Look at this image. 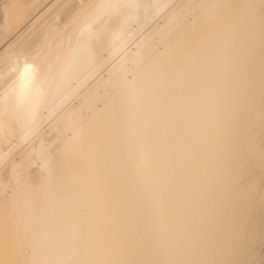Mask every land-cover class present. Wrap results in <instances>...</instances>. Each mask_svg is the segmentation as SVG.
Returning a JSON list of instances; mask_svg holds the SVG:
<instances>
[{
    "label": "bare ground",
    "instance_id": "1",
    "mask_svg": "<svg viewBox=\"0 0 264 264\" xmlns=\"http://www.w3.org/2000/svg\"><path fill=\"white\" fill-rule=\"evenodd\" d=\"M263 82L264 0H0V264H264Z\"/></svg>",
    "mask_w": 264,
    "mask_h": 264
},
{
    "label": "rangeland",
    "instance_id": "2",
    "mask_svg": "<svg viewBox=\"0 0 264 264\" xmlns=\"http://www.w3.org/2000/svg\"><path fill=\"white\" fill-rule=\"evenodd\" d=\"M14 1H20V0H14ZM5 40H6V39L4 38V39H2L1 42H5ZM263 85H264V82L258 86L259 90H260V89L264 90V86H263ZM263 93H264V91H263ZM263 98H264V94H262L260 101H263ZM263 103H264V101L262 102V104H263ZM263 105H264V104H263ZM262 137L264 138V134H263ZM10 147H11V146H10ZM11 148H12V147H11ZM11 148H10V149H11ZM12 151H13V150H12ZM12 151H11V152H12ZM15 152H16V151L14 150V152L10 153V157H11L12 155H14ZM10 157H9V159H10ZM9 159H6V161H4L1 165H2V166L5 165V163H7V161H8ZM2 166H1V167H2Z\"/></svg>",
    "mask_w": 264,
    "mask_h": 264
}]
</instances>
